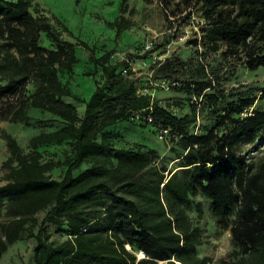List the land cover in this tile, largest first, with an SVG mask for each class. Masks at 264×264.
I'll return each instance as SVG.
<instances>
[{
	"label": "trees",
	"instance_id": "16d2710c",
	"mask_svg": "<svg viewBox=\"0 0 264 264\" xmlns=\"http://www.w3.org/2000/svg\"><path fill=\"white\" fill-rule=\"evenodd\" d=\"M203 1L204 17L228 52L236 53L240 45L247 50L248 69L264 66V0H229L233 9L223 0ZM31 2L0 0V97H20L4 117L29 125L30 107L55 115L63 125L32 136L29 144L69 142L71 152L64 162L41 161L39 152L23 153L15 138L3 132L10 155L2 162L0 258L16 241L34 237V264H211L199 254L202 229L190 213L202 217L201 196L215 225L230 232L229 259L219 264H264V160L246 162L235 148L245 134L255 137L264 128V110L230 118L225 134L212 128L188 133L194 116L177 117L151 94L139 92L135 80L121 73L126 62L99 63L84 41L78 44L91 51L95 67L100 64L101 80L94 81L88 98L80 97L59 77L60 72L72 74L76 44L62 39L47 16L33 15ZM124 21L121 15L114 21L119 30ZM41 32L54 42L52 48L39 44ZM29 83L34 88L26 94ZM193 84L199 90L204 86ZM64 97L84 103L83 113ZM253 102L244 99L242 107ZM150 107L152 123L129 120L133 111ZM120 121L156 130L170 127L185 151L180 162L168 168L156 162V150L140 143L116 146L119 137L111 127ZM60 167L62 175L54 177ZM41 211L45 214L34 231ZM47 224L66 238L52 242ZM142 252L144 257L137 259Z\"/></svg>",
	"mask_w": 264,
	"mask_h": 264
},
{
	"label": "rangeland",
	"instance_id": "374dc122",
	"mask_svg": "<svg viewBox=\"0 0 264 264\" xmlns=\"http://www.w3.org/2000/svg\"><path fill=\"white\" fill-rule=\"evenodd\" d=\"M228 2L223 0L227 8H232ZM121 5L122 0H32L30 12L47 16L62 39L76 44L78 60L72 74L59 73L61 81L68 83L75 94L88 98L94 81L101 80L100 64L95 67L89 60L91 51L78 44L84 41L99 63L126 62V75L135 80L139 92H152L158 104L177 117L194 116L188 133L202 134L212 128L219 135L225 134L231 126L230 118H242L255 110H264V66L248 69L247 50L240 45L236 53L228 52L216 27L204 17L207 6L203 0H126L123 13L120 12ZM55 15L69 31L63 30L61 23L53 19ZM120 15L126 25L119 30L114 21ZM39 44L47 48L54 46L45 32H41ZM259 46L260 43L256 49ZM260 53L264 54V50ZM89 72L94 74L87 75ZM194 82H202L203 88L199 90ZM33 88L29 83L26 94ZM18 96L0 97V186L5 182L6 171L2 162L10 155L3 132L15 138L23 153L39 152L41 161L64 162L71 152L69 142L36 147L29 144L32 136L58 129L63 122L55 115L33 107L27 109L31 118L29 125L10 122L4 116L10 106L19 102ZM249 98H254L253 104L242 107V101ZM64 99L73 102L80 115L83 113L84 103L71 97ZM128 123L120 121L112 127L120 138L114 140L116 146L143 142L149 137L158 138L153 125L130 123L131 127ZM178 140V135L170 134L160 145V157L156 162H166L168 168H174L180 162L179 156L185 153L178 146ZM235 148L244 155L246 162L257 164L264 160V128L255 137L245 134ZM62 173L61 167L52 172L54 177H60ZM198 198L204 202L202 217L198 219L194 210L190 212L202 229L198 251L200 255L208 256L211 264H219L221 260L229 259L232 250L230 232L215 225L207 202L201 196ZM44 214L45 211L37 214L38 224L34 231ZM47 230L52 242L66 238L64 232L56 231L53 225L47 224ZM35 244L34 237L16 241L3 253L0 264H34Z\"/></svg>",
	"mask_w": 264,
	"mask_h": 264
},
{
	"label": "built area",
	"instance_id": "2783aa9c",
	"mask_svg": "<svg viewBox=\"0 0 264 264\" xmlns=\"http://www.w3.org/2000/svg\"><path fill=\"white\" fill-rule=\"evenodd\" d=\"M121 73L126 75L128 73L127 67H123ZM131 122H145L152 123L153 115L151 107L148 110H136L133 111L129 117ZM170 127L168 126H157V137L162 141H167L170 136ZM196 134V132H194Z\"/></svg>",
	"mask_w": 264,
	"mask_h": 264
},
{
	"label": "crops",
	"instance_id": "0c3cea01",
	"mask_svg": "<svg viewBox=\"0 0 264 264\" xmlns=\"http://www.w3.org/2000/svg\"><path fill=\"white\" fill-rule=\"evenodd\" d=\"M56 16V15H55ZM66 26V25H65ZM93 89H94V87H93ZM92 89V90H93ZM92 92V91H91ZM90 92V93H91ZM145 93H148V94H151L152 95V92H150V91H147V92H145ZM153 97V96H152ZM68 102H71V101H68ZM71 103H73V102H71ZM74 104V103H73ZM75 105V104H74ZM128 125L129 126H131L132 127V125H130V123H128ZM112 127H114V126H112ZM111 127V129L113 130V128ZM150 128V127H149ZM147 140V141H146ZM162 142L163 141H161V140H159L158 138H151V137H149V138H147V139H145V141H143V142H141V141H137V143H140V144H142V145H144L146 148H151V149H154V150H156L157 151V153H158V151L160 152V145L162 144ZM123 146V145H122Z\"/></svg>",
	"mask_w": 264,
	"mask_h": 264
},
{
	"label": "water",
	"instance_id": "95a60500",
	"mask_svg": "<svg viewBox=\"0 0 264 264\" xmlns=\"http://www.w3.org/2000/svg\"><path fill=\"white\" fill-rule=\"evenodd\" d=\"M127 247L129 248V246H127ZM136 256H137V259H140V258L144 257V253L142 252L141 256L136 253Z\"/></svg>",
	"mask_w": 264,
	"mask_h": 264
},
{
	"label": "bare ground",
	"instance_id": "6f19581e",
	"mask_svg": "<svg viewBox=\"0 0 264 264\" xmlns=\"http://www.w3.org/2000/svg\"><path fill=\"white\" fill-rule=\"evenodd\" d=\"M138 255H140V256H141V255H142V253H138Z\"/></svg>",
	"mask_w": 264,
	"mask_h": 264
}]
</instances>
